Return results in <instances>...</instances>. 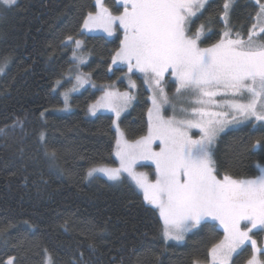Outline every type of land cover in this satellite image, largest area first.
Listing matches in <instances>:
<instances>
[{
	"label": "trees",
	"instance_id": "trees-1",
	"mask_svg": "<svg viewBox=\"0 0 264 264\" xmlns=\"http://www.w3.org/2000/svg\"><path fill=\"white\" fill-rule=\"evenodd\" d=\"M224 3L209 0L198 15L208 32L204 43L220 38ZM258 7L254 0H232L228 29L246 34ZM97 10L95 0H17L10 10H0V65L6 62L0 73V264L10 256L14 264L206 261L224 237L215 222H202L183 243L167 241L158 210L131 182L88 177L93 166L116 163L113 116L90 117L88 106L103 87L126 86V66L112 62L120 34L81 33L87 13ZM67 36L83 38L77 55H86L84 69L96 89L88 86L73 94L74 108L64 112L63 92L70 72L79 68L72 56L75 45L63 43ZM147 93L142 89L122 117L131 139L148 129ZM256 140L261 146L251 147ZM52 150L54 158L48 154ZM214 157L218 178L259 175L264 121L249 120L221 133ZM252 252L250 242L233 264H243Z\"/></svg>",
	"mask_w": 264,
	"mask_h": 264
},
{
	"label": "snow or ice",
	"instance_id": "snow-or-ice-1",
	"mask_svg": "<svg viewBox=\"0 0 264 264\" xmlns=\"http://www.w3.org/2000/svg\"><path fill=\"white\" fill-rule=\"evenodd\" d=\"M207 2L119 0L124 10L113 15L103 0H95L98 10L87 13L81 33L101 29L111 36L117 28L122 30L123 39L112 62L126 64L129 71L144 73L145 82L154 89V94L152 107L148 109L147 135L129 143L120 132L116 141L120 166L93 167L88 175L103 173L111 180H119L122 172L127 173L142 190L144 200L158 210L165 240H182L191 227L212 218L219 221L225 232L223 240L210 249L212 264H229L231 254L246 242H251L254 249L247 264H262L256 253L264 254V249L257 247L250 233L253 229L264 231V167L254 178L237 179L230 175L218 178L213 146L218 134L230 124L264 121V5L256 0L260 8L257 23L252 25L246 39L239 33L233 39L228 29L217 43L201 48L198 41L205 25L192 32L191 23ZM16 4L17 0H0L3 6L0 10H10ZM230 4L231 0H226L223 5L226 28ZM63 43L74 44L73 58L84 62L77 55L82 41L67 36ZM5 67L6 62L0 65V73ZM169 70L175 77L177 99L184 94L196 97L187 102L197 106L179 109L183 118L175 115L165 118L162 114L164 105L177 110L160 87ZM88 76L76 75V86L88 83ZM64 95L67 109V93ZM217 96L221 99L216 100ZM130 99L127 92L107 91L90 110L95 114L98 108H110L119 119L121 106H126ZM212 108L226 110L212 111ZM116 127L119 130V125ZM191 129H199V138L190 135ZM156 141L160 142L159 151L152 148ZM261 144V140H256L251 147ZM48 154L53 158L56 155L55 150ZM138 160L154 162V180L135 171ZM242 222H246L243 228ZM14 261L15 257L10 256L5 264Z\"/></svg>",
	"mask_w": 264,
	"mask_h": 264
},
{
	"label": "rangeland",
	"instance_id": "rangeland-1",
	"mask_svg": "<svg viewBox=\"0 0 264 264\" xmlns=\"http://www.w3.org/2000/svg\"><path fill=\"white\" fill-rule=\"evenodd\" d=\"M254 1L256 2V0H254ZM225 2H226V0H225ZM231 3H232V0H231ZM259 3L264 5V0H259ZM103 4H104L105 7L109 8L111 10L113 15H119L124 10L123 6L119 3V0H103ZM206 5H205V7H206ZM204 8L201 10V12L204 10ZM259 10H260V8L258 7V12H259ZM199 14H200V12L197 13V16L192 19V23H191V31L192 32H195L196 29L201 24H203L201 21L197 20V17H198ZM223 18H224V15H223ZM254 23H257L256 18H255ZM252 25H251V27H252ZM251 27L248 29L246 34L241 35V33H240L241 38H244V39L247 38V34L251 30ZM205 29H206V26H205ZM226 30H228V26H227V28L224 26V28L222 29V32H221V36H220V38L217 41L209 43V44L208 43H204L205 36L208 34V32L204 31L203 34L200 37V40L198 41L199 46L201 48L211 47L213 44L217 43L222 38L223 32L226 31ZM85 33L86 34H102V35H105L106 37H114V36H117V35L120 34L121 40L123 39V32L119 28H117L111 36H109L106 32H104L101 29H96V30H93L91 32L85 31ZM235 33H237V32H233V35H232L233 39L236 38L235 37ZM78 40L82 41V45L81 46H83V43H84L83 38H78ZM82 57L84 59L83 63H79L78 61L75 60L76 65L79 66V68H76V70L70 72V74H71L70 80H69V82H68V84H67V86H66V88H65V90L63 92L64 94L67 93V104H68L67 109H64L65 108L64 107L65 103H64V106H61L62 107L61 109L64 112L65 111H70V110H72L74 108L73 104L71 102V97H72L73 94L82 91L84 88H86L88 86H91L92 88L96 89L93 86V84L91 83V79H90L89 76H88V79H89L88 83L84 84L82 87L76 86V80H75V76L76 75L81 74V73L89 74L88 71L86 69H84V66L87 63V59H86L87 57H86V55H83ZM121 64H123V63H121ZM124 65L126 66V64H124ZM170 73H171V70H169L168 73H165L164 78L161 81L160 87H162L164 89V92L167 94V96L169 98V101H170V104L176 105V109L177 110L174 112L172 107H170L169 105H164L163 106V110H162V114L164 115L165 118L171 117L173 115H175L177 118H183L181 113H180V111H179V109L181 107L186 108V109H190L191 107L197 106L195 104H190V103L187 102L189 100H195L196 97L190 96L188 94H184L179 99H177L178 94L175 92V88H176V84L174 82L175 81V77L172 76ZM124 76H125L126 86L123 87V88L119 87L118 85H109V86L103 87L102 90L98 91L95 99L90 102V104L88 106L87 114L90 117H94V116H96V115H98L100 113L111 114L113 116V125H114V128L116 130V141L120 137V132H122L123 133V139L128 141L129 143H131V142H134V141L138 140L140 137L147 135L148 129H147V131H146V133L144 135H142V136H140L138 138H135V139H131V138H129L127 136L126 132L124 131V129L122 127V124H121L122 117L132 109L135 101L138 99V97L140 95V91L142 89L144 90V88H146L147 92H148L146 94L147 97H148V100H149L148 101L149 102L148 103L149 104L148 109L151 108L152 107V96L154 94V89L149 86V83L145 82L144 73H141L140 71H138L136 69H133L132 71H129L128 67L126 66V70H125ZM94 89H93V91H94ZM107 91H111V92H115V93H121V94L127 92L132 97V99L129 100V102L127 103L126 106H121L119 119L116 118L115 112L112 109H110V108H98L96 110L95 114H93L92 111L90 110L91 105L96 104L97 101H99L100 98L102 96H104L105 92H107ZM215 99L216 100H220L221 97L217 96ZM64 102H65V97H64ZM211 110L212 111H224L226 109L212 108ZM147 120H148V111H147ZM252 121L257 122L254 119ZM116 125H119V130H117ZM236 125H238V124H230V125H228L225 128L224 131H226L230 127H234ZM224 131H222V132H220L218 134V136L216 138V141H217L219 135L221 133H223ZM190 135H192V137L194 139L199 138V136H200L199 129H191L190 130ZM216 141H215V144H216ZM159 144H160L159 141H156L155 143H153L152 148H153L154 151H159V147H158ZM215 144L213 146V159L214 160H215V157H214ZM114 157H115V160H116L115 164H99V165L93 166V167L118 168L120 166V160H119V157L116 156V145H115V150H114ZM215 167H216V162H215ZM135 171L137 173H145V174H147L149 180H154L155 179V164L151 160H138L136 165H135ZM96 175L104 176L108 180L114 181V182H118V181H120L122 179H127L129 182H131L143 194L142 190L138 188V186L135 184L134 180H132V178L127 173H123L122 172L119 180H111L103 173H95L92 176L88 175V177H93V176H96ZM216 175H217V171H216ZM204 221H213L221 229H223V226L220 225L218 220H214L212 218H206L205 220H202L200 222V224L202 222H204ZM245 223L246 222H242V224H241L242 228L244 227ZM200 224L191 227L187 232H185L184 233V237H183L182 240L169 239L167 241H173V242H177V243L185 242L188 234L190 232H192L193 230H195ZM223 231H224V229H223ZM224 235H225V232H224ZM250 235H251L252 239L257 242V247L260 248V249H264V231H261L260 229H253V231H252V233H250ZM248 243H250V242H246L245 244L241 245L234 253L231 254V256L229 258V264H233V259L235 258V255ZM253 253H254V249H253V252L251 253V256L248 258V260L252 257ZM256 255H257V258L262 262V264H264V254L256 253ZM248 260H246L243 264H247ZM196 262H197V264H212L210 255H209L208 260H206V261H196Z\"/></svg>",
	"mask_w": 264,
	"mask_h": 264
}]
</instances>
